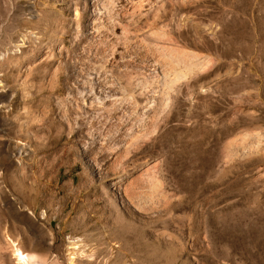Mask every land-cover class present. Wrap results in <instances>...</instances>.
Segmentation results:
<instances>
[{
	"label": "rangeland",
	"instance_id": "374dc122",
	"mask_svg": "<svg viewBox=\"0 0 264 264\" xmlns=\"http://www.w3.org/2000/svg\"><path fill=\"white\" fill-rule=\"evenodd\" d=\"M19 247L264 264V0H0V264Z\"/></svg>",
	"mask_w": 264,
	"mask_h": 264
},
{
	"label": "bare ground",
	"instance_id": "6f19581e",
	"mask_svg": "<svg viewBox=\"0 0 264 264\" xmlns=\"http://www.w3.org/2000/svg\"><path fill=\"white\" fill-rule=\"evenodd\" d=\"M83 222V221H82ZM82 225H86V222L85 223H82ZM81 239H72L71 241H69V244H68V248L70 249L69 252H71V254L74 252H78L80 254H83L82 257H78V259H83V260H86L88 258H90V254L89 252H84V250H80V243H81ZM76 248V249H74ZM34 255L30 254V253H25L23 252V250L20 249V247L18 248L17 250V259L22 263L24 264L25 262L28 263V259H30L31 257H33ZM77 258H73V257H70V264H78V262L76 261ZM76 261V262H75Z\"/></svg>",
	"mask_w": 264,
	"mask_h": 264
}]
</instances>
